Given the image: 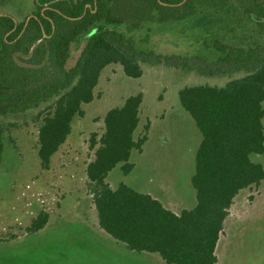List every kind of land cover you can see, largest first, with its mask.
<instances>
[{
  "label": "trees",
  "instance_id": "trees-1",
  "mask_svg": "<svg viewBox=\"0 0 264 264\" xmlns=\"http://www.w3.org/2000/svg\"><path fill=\"white\" fill-rule=\"evenodd\" d=\"M197 0H34L35 8L18 21L0 14V116L18 117L38 110L39 158L44 169L71 133L72 121L94 99L102 71L117 64L139 78L142 65L160 66L226 78L219 83L183 86L182 108L202 139L195 154L191 185L196 204L176 213L149 193L125 183L112 187L109 173L121 164L131 173L133 151L142 152L148 136L136 138L142 93L130 95L107 111L104 132L90 139L94 158L86 168L87 193L98 225L115 241L138 253H156L165 264H217L216 249L236 196L264 183V166L251 159L264 155V45L239 47L216 42L215 61L197 56H163L138 50L110 26L140 29L155 19L183 20L196 11ZM240 8L264 28V0H221ZM87 41L71 67V46ZM148 129V124L145 126ZM5 128L0 124V165ZM49 220L39 213L27 228L35 233Z\"/></svg>",
  "mask_w": 264,
  "mask_h": 264
},
{
  "label": "rangeland",
  "instance_id": "rangeland-1",
  "mask_svg": "<svg viewBox=\"0 0 264 264\" xmlns=\"http://www.w3.org/2000/svg\"><path fill=\"white\" fill-rule=\"evenodd\" d=\"M34 8V0H0V14H10L18 21ZM110 28L131 39L138 50L208 61L221 56L216 42L264 45V28L240 8L221 0H197L195 13L183 20L155 19L135 30L125 24ZM87 36L81 35L72 44L67 67L77 61ZM142 68L139 78L128 77L117 64L102 71L94 99L83 105L82 117L73 119L71 133L52 156L48 169L42 167L38 154V110L18 117L0 116L5 128L0 165V264H165L160 255L131 251L99 228L87 193L86 168L95 152L90 139L104 132L109 109L142 93L135 136L146 133L148 139L142 152H132L131 173L125 175L120 164L106 180L114 188L125 183L149 193L176 213L191 209L196 204L191 177L202 136L182 108L178 92L185 85L222 84L227 79L201 78L163 65ZM251 159L264 166V155L252 154ZM41 212L49 214L46 226L28 232ZM216 254L217 264H264V183L236 196Z\"/></svg>",
  "mask_w": 264,
  "mask_h": 264
},
{
  "label": "crops",
  "instance_id": "crops-1",
  "mask_svg": "<svg viewBox=\"0 0 264 264\" xmlns=\"http://www.w3.org/2000/svg\"><path fill=\"white\" fill-rule=\"evenodd\" d=\"M165 263V262H164Z\"/></svg>",
  "mask_w": 264,
  "mask_h": 264
}]
</instances>
